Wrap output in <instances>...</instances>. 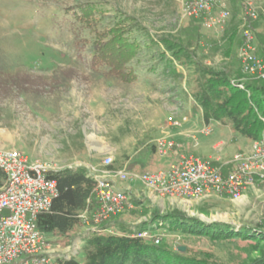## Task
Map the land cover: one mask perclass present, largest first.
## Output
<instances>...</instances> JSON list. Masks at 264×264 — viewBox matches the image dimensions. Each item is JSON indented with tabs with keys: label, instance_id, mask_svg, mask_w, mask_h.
<instances>
[{
	"label": "rangeland",
	"instance_id": "1",
	"mask_svg": "<svg viewBox=\"0 0 264 264\" xmlns=\"http://www.w3.org/2000/svg\"><path fill=\"white\" fill-rule=\"evenodd\" d=\"M186 1L0 0V149H16L30 162L54 165L60 170L92 167L98 174L121 168L134 173L155 171L188 153L180 151L185 141L176 138L174 131L190 122L200 125L203 111L194 102L193 93L202 77L190 65L173 62L174 72L167 69L157 55L158 51L164 52L159 38L181 41L185 39L184 32L191 31L190 26L194 25L199 43L193 48V62L227 74L232 86L240 90H246L245 84L264 89V82L242 75L237 60L246 0H225L230 17L216 30L184 17L181 5ZM256 1L264 6L263 0ZM85 3H95L103 10L101 26H110L117 12H121L145 29L139 40L145 45H149L148 39L155 42L151 48L143 47L138 57L135 83L123 85L90 69L89 45L80 47L90 40V35L71 12H66L67 8ZM250 24L254 44L258 52L264 53V11ZM232 32L235 34L229 44L227 37ZM246 94L251 96L247 90ZM174 122L178 125L171 126ZM218 122L222 128L213 127L209 135L187 133L186 143L189 146L198 143L207 154L227 150L224 160H229L233 153L244 152L250 141L232 136L230 129L223 126L229 124L226 120ZM161 137L174 143L171 156L156 154L155 142ZM106 155L112 157L109 168L102 166ZM144 162L149 165L141 170ZM216 163L220 165L221 161ZM87 172L91 176L92 172ZM114 188L125 192L134 208L111 221L127 226L146 221L154 212L176 210L205 223L219 222L237 230L250 228L264 234L262 184L255 191H246L235 202L211 199L191 205L168 198L149 201L138 183L118 182ZM134 200L142 202L143 211ZM89 230L86 224H81L69 235L70 240L78 236L79 244H73L75 239L71 245H67V239L57 242L53 237L46 239L57 250L55 255L71 256L81 262L84 251L81 237ZM111 231L117 233L114 228ZM151 231L161 232L158 245L173 250L182 246L185 256L203 264H244L256 255L250 240L213 242L166 226ZM65 249L67 253H62Z\"/></svg>",
	"mask_w": 264,
	"mask_h": 264
},
{
	"label": "trees",
	"instance_id": "2",
	"mask_svg": "<svg viewBox=\"0 0 264 264\" xmlns=\"http://www.w3.org/2000/svg\"><path fill=\"white\" fill-rule=\"evenodd\" d=\"M66 12H71L75 21L90 35V40L80 45L81 49L84 45H89L90 69L101 72L104 77L123 85L135 83L138 78L135 65L139 63L138 57L143 47L151 48L156 45L151 39H148L149 45L139 40L145 29L121 12H117L110 26H101L104 12L95 3L79 4L67 8ZM188 19L200 23L198 19ZM190 30L186 34L184 32L182 36L185 39H182V42L159 38L158 44L164 49V52L157 53L159 61H163L171 72H174L173 62L185 67L190 65L202 77L197 91L193 93V100L201 107L206 122L210 119L226 120L234 133L250 142L264 136V121H262L264 120V89L245 84L246 90L251 93V96L247 97L246 90L232 86L227 74L214 72L193 62V48L199 43V35L194 25L190 26ZM234 34L232 32L227 37L229 44ZM166 54L170 55L169 58ZM48 177L56 181L57 196L52 200L50 209L37 216L36 226L40 232L55 238L56 242L58 239H67L69 240L67 245H71L78 236H73L70 240L69 235L82 224L78 214L87 207L88 201L90 205L94 203L95 182L83 167L50 172ZM4 182V176L0 171V188ZM134 203L138 209L141 207L140 209L144 210L140 200H134ZM155 225L166 226L167 229L185 235L204 236L213 242L250 240L256 255L244 264H264L262 232L250 228L237 230L229 224L219 222L205 223L176 210L164 214L154 212L146 221L134 226L109 220L103 223L100 229L111 227L117 231V234L88 231L81 237L84 249L81 262L73 258L60 259L58 262L59 264H203L201 261L188 258L184 252L177 249L173 250L162 244L153 245L149 241L129 237L134 232L150 230Z\"/></svg>",
	"mask_w": 264,
	"mask_h": 264
},
{
	"label": "built area",
	"instance_id": "3",
	"mask_svg": "<svg viewBox=\"0 0 264 264\" xmlns=\"http://www.w3.org/2000/svg\"><path fill=\"white\" fill-rule=\"evenodd\" d=\"M181 6L184 17L198 19L206 29H221L230 17L225 0H188ZM263 9L264 6L256 0L244 2L241 45L237 52L241 74L259 81H264V53L258 52L254 44L250 23L258 19ZM215 123L212 119L203 123L199 133L209 135ZM173 147L174 143L167 137L155 142V152L159 157H166ZM216 162L217 159L187 154L155 171L134 173L123 168L98 174L96 169L86 167L92 172L95 182L94 203L90 205L88 201L78 219L91 232L115 235L112 228L100 229V226L134 208L128 195L114 188L118 182L138 183L152 199H177L184 205L211 199L238 201L246 191H255L258 184L264 185V136L251 141L244 152L235 153L226 163L231 166L228 172H223L222 166ZM111 164L112 157L106 155L102 166L109 168ZM0 171L5 180L0 188V264H59L60 259H70L71 256L55 255L56 250L51 248L46 235L36 226L37 216L47 212L57 196L56 181L48 174L60 169L54 165L30 162L16 149H0ZM153 228L163 227L153 226L129 237L158 245L162 235L161 232L152 234Z\"/></svg>",
	"mask_w": 264,
	"mask_h": 264
},
{
	"label": "crops",
	"instance_id": "4",
	"mask_svg": "<svg viewBox=\"0 0 264 264\" xmlns=\"http://www.w3.org/2000/svg\"><path fill=\"white\" fill-rule=\"evenodd\" d=\"M211 120V119H210ZM200 125H194V123H188V124H186V125H184L182 128H183V130H182V128L181 129H178V130H176V131H174V132H176L175 134H174V136H176V138L177 137H179V139H182L183 140V142L185 141V143H184V145H185V147H184V145L182 146V149H180V151H182L183 153L184 152H188L190 155H194V156H197V157H203V158H205V157H208V159H210V158H215V159H217L218 161H221V166H222V170H223V172H228L229 170H230V168H231V166H230V164H228L229 166H224V165H226V163H228L229 161H230V159H231V157L233 156V154L230 156V159L229 160H224V155L227 153V150H225V151H223L222 152V150L221 151H219V152H215L214 154H211V153H205V148L203 147V146H200V145H198V143H197V145L195 146L193 143L191 144V146H189L188 144L189 143H186L187 141H188V139L189 138H187L188 137V135H186L187 133H189V132H195V133H198L199 132V130H200V127H201V125H203V123H205L206 121L203 119V118H201L200 120ZM196 122H198V120H196ZM216 126V128H218V127H220V128H222V125L220 124V122H218V121H216V123L214 124V127ZM224 127L226 126V127H228L229 129H230V131H231V133H232V136H234V137H237V139H243V137L242 136H240V135H238V134H236V133H234L233 131H232V129H231V126H230V124H227V125H223ZM214 129V128H213ZM185 137V138H184ZM179 141H181V140H179ZM241 146H243V144H242V142H241ZM244 146H246L245 144H244ZM213 150H215V146H213ZM245 148H247V147H245ZM201 150L202 151H204V153H201ZM188 153H185V155H187ZM195 153H199V155H196ZM172 155V152H170V153H168L167 154V156H171ZM201 157V158H202ZM206 159V158H205ZM222 159V160H221ZM147 165H149V163L148 162H144V164H143V167L141 168V170H143ZM155 166V165H154ZM78 167H80V166H78ZM151 168V167H150ZM121 169H123V168H121ZM156 170H159V169H156ZM141 172V171H140ZM130 184V183H129ZM142 191H143V189H142ZM143 194H145V199H147V200H149V201H151L152 200V197H150L149 195H147V193H145L144 191H143ZM146 201V200H145ZM46 237H52V236H50V235H46ZM79 238V237H78ZM78 238L77 239H75V241L73 242V244H79V241H78ZM81 244V243H80ZM57 251V250H56ZM66 251V252H65ZM67 253V250L65 249L64 251H62V253Z\"/></svg>",
	"mask_w": 264,
	"mask_h": 264
},
{
	"label": "water",
	"instance_id": "5",
	"mask_svg": "<svg viewBox=\"0 0 264 264\" xmlns=\"http://www.w3.org/2000/svg\"><path fill=\"white\" fill-rule=\"evenodd\" d=\"M177 250L180 251V252H184L185 251V248L182 247V246H180V247L177 248Z\"/></svg>",
	"mask_w": 264,
	"mask_h": 264
}]
</instances>
